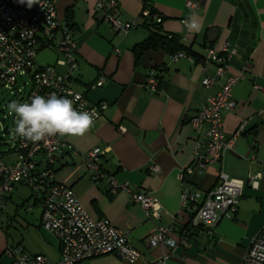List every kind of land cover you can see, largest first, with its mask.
I'll list each match as a JSON object with an SVG mask.
<instances>
[{
    "label": "crops",
    "instance_id": "0c3cea01",
    "mask_svg": "<svg viewBox=\"0 0 264 264\" xmlns=\"http://www.w3.org/2000/svg\"><path fill=\"white\" fill-rule=\"evenodd\" d=\"M116 1L120 18L135 24L126 34L108 27L94 9L96 0L56 1V17L77 43L71 86L90 103L105 102L107 108L84 136L61 137L65 146L53 160L55 181L71 189L92 219H106L128 235L140 254L132 264H151L163 256H167L166 264H241L250 240L264 227V0H145L150 12L160 17L162 32L180 37L197 55L209 46L219 49L224 42L230 43L236 54L229 61L228 75L244 73L231 87L236 107L222 113L228 145L220 161L201 172L193 169V155L203 144L206 127L191 129L188 120L218 86L201 87L204 73L200 60L180 58L174 62L167 52L156 49L143 52L136 62L132 48L148 36L140 17L143 3ZM189 1L196 2L197 8L190 10L186 6ZM189 21L197 23L198 29H190ZM57 58L56 49L39 51L36 63L52 65ZM151 69L158 81L156 92L144 87ZM208 71L212 73L213 67ZM99 80L102 84L95 86ZM240 125L243 130L236 135ZM96 147L105 151L100 158L104 172L119 183L128 182L149 192L165 213L154 220L125 193L111 195L104 180L92 181L82 159ZM189 167L192 172L180 180ZM219 172L245 182L236 212L223 216L210 230L190 227L193 211L181 209L182 191L201 197L215 186ZM249 174L261 175L257 189L245 180ZM12 196L4 202L0 223L23 227L16 213L8 211ZM159 225L189 228L188 243L174 249L148 248L145 239ZM30 228L36 234L35 243L24 247L21 238L15 245L20 244L30 255L57 262L60 244L40 228V214L38 224ZM78 264L128 263L105 255Z\"/></svg>",
    "mask_w": 264,
    "mask_h": 264
},
{
    "label": "built area",
    "instance_id": "2783aa9c",
    "mask_svg": "<svg viewBox=\"0 0 264 264\" xmlns=\"http://www.w3.org/2000/svg\"><path fill=\"white\" fill-rule=\"evenodd\" d=\"M56 1L0 0V90L6 89L11 94L15 90L14 94L23 102H30L35 95L47 97L55 93L71 100L79 111H94V120L98 119L106 110L107 103L92 104L84 94L74 91L71 86L70 80L77 66V43L67 26L61 25L57 19ZM141 1L143 4L140 17L144 20L151 17L153 21L160 23V17L150 12L145 0ZM186 6L191 10L197 8L198 4L189 1ZM94 9L117 34H126L135 27L134 23L125 22L120 18L116 0H96ZM52 49L58 51L55 63L38 65V52ZM235 54V48L224 42L219 49L205 48L200 57L204 73L200 80L201 87L210 89L217 85L218 90L207 95L202 106L188 120L191 129L201 125L206 127L203 144L198 145L193 155V169L199 172L209 165L217 164L228 145L222 128V113L236 107L231 97V87L239 83L244 76L243 71L228 75L229 61ZM180 58L194 60L182 52L171 55L174 62ZM209 66L213 67L212 73L208 71ZM22 76L31 80L30 90L24 95L23 89L16 86L18 78L21 79ZM154 76L155 71L151 69L144 84L150 92H154L158 87ZM101 84L102 80H99L95 86ZM8 115H11L10 112ZM11 123L14 129L13 115ZM242 126H238L236 135L241 133ZM12 136L11 148L0 152V215L5 207L4 202L14 192V188L25 187L33 197V204L27 205V210L34 206V203H39L40 228L58 240L60 252L58 261L51 262L43 255L28 254L20 244L12 245L4 250L8 264H78L105 255H115L128 264L135 263L140 254L131 245L128 235L106 219H92L76 200L71 189L55 181L53 160L65 146L62 136L46 137L38 142L14 134ZM104 154V150L96 147L83 156L82 160L92 181L104 180L106 190L111 195L125 193L131 203L140 206L142 211L154 220H157L161 213H165L157 199L149 192L140 191L128 182L119 183L104 172L100 166V158L104 157ZM191 172V167L186 168L179 179L181 180L185 173ZM260 178V174H249L245 180L251 188L257 189ZM216 181L215 186L201 197L187 189L182 191L181 209L188 208L193 211L189 221L190 227L210 230L223 216L236 212L245 182L231 178L223 172H219ZM188 234V229L176 230L174 225H159L147 236L145 244L148 248L174 249L188 243ZM166 260L167 256H163L151 264H166ZM241 260V264H264V227L250 240Z\"/></svg>",
    "mask_w": 264,
    "mask_h": 264
},
{
    "label": "clouds",
    "instance_id": "9594fccd",
    "mask_svg": "<svg viewBox=\"0 0 264 264\" xmlns=\"http://www.w3.org/2000/svg\"><path fill=\"white\" fill-rule=\"evenodd\" d=\"M186 23L193 30L199 27L192 21ZM8 108L14 116V136L32 142L56 135L82 137L93 126L95 117L94 111H79L71 100L57 96L55 93L47 97L35 95L30 102L12 101Z\"/></svg>",
    "mask_w": 264,
    "mask_h": 264
},
{
    "label": "rangeland",
    "instance_id": "374dc122",
    "mask_svg": "<svg viewBox=\"0 0 264 264\" xmlns=\"http://www.w3.org/2000/svg\"><path fill=\"white\" fill-rule=\"evenodd\" d=\"M46 50H41L43 52ZM26 84H24V83ZM31 80L27 76H22V78H18L17 87L19 89H23L24 94L28 93L31 87ZM15 90L11 94L6 89L0 90V152H6L7 149L12 146V113L10 112L8 105L12 101L23 102L19 96H17ZM10 112V116L8 113ZM33 197H31L30 192L25 187H16V191L13 192V196L11 198L10 206H8V211L10 214H15L22 221L20 223L23 227H27L23 229L21 226L7 227L6 224L0 223V254L3 252V257L0 259L3 264L7 263V256L4 255V250L8 246L15 245L17 241L22 238V245L27 247L28 243H35L37 237L36 234L31 230V225L36 226L38 224V217L41 211L40 205H34L29 210H27V205L33 204ZM2 221V220H1ZM4 223V222H2ZM9 262V260H8Z\"/></svg>",
    "mask_w": 264,
    "mask_h": 264
},
{
    "label": "trees",
    "instance_id": "16d2710c",
    "mask_svg": "<svg viewBox=\"0 0 264 264\" xmlns=\"http://www.w3.org/2000/svg\"><path fill=\"white\" fill-rule=\"evenodd\" d=\"M159 24L160 23L153 21L151 17L144 20L143 26L147 29L148 36L143 42L135 45L131 51L134 54L136 62L143 52L148 50L153 51L156 49H161L167 52L170 56L175 53L182 52L187 56L192 57L195 61L200 60L201 56L191 51L189 47L184 46L181 43L180 37L162 32ZM207 48L211 47L209 46ZM153 70L155 71V69ZM154 78H156V75ZM190 217L192 218V215H190ZM184 229H188V231H190L187 227Z\"/></svg>",
    "mask_w": 264,
    "mask_h": 264
}]
</instances>
